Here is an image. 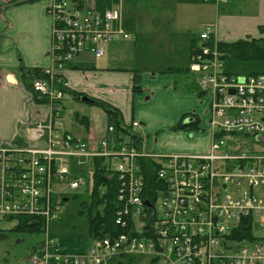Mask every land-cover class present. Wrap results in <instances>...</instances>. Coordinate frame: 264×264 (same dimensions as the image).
<instances>
[{"label":"built area","instance_id":"1","mask_svg":"<svg viewBox=\"0 0 264 264\" xmlns=\"http://www.w3.org/2000/svg\"><path fill=\"white\" fill-rule=\"evenodd\" d=\"M47 12L54 22V66L35 77L33 89L50 106V118L30 128L32 140L40 144L0 146V225L32 217L47 232L32 247L30 263L132 264L141 254L152 257L150 264H264V154L217 153L226 146L222 138L227 135L264 145V73L227 72L217 41L208 45L214 33L208 26L199 35L189 70L200 92L209 95V150L155 156L106 137L92 151L64 130L62 101L69 86L60 70L86 53L102 57L107 45L131 35L121 25L118 8L99 12L95 0H84L82 6L51 0ZM68 158L102 161L120 183L115 222L127 231L96 235L88 250L63 247L48 229L62 207L54 202V185L77 189L86 184L84 176L71 174ZM144 158L159 161L155 193L141 173ZM248 223L254 238H236Z\"/></svg>","mask_w":264,"mask_h":264},{"label":"crops","instance_id":"2","mask_svg":"<svg viewBox=\"0 0 264 264\" xmlns=\"http://www.w3.org/2000/svg\"><path fill=\"white\" fill-rule=\"evenodd\" d=\"M152 1L164 6L160 0ZM50 2L0 0V146L25 141L34 146L40 144L32 140L30 128L50 118V106L31 86L34 81L32 72L54 66V22L47 12ZM106 2L97 10L104 12L118 8L121 25L131 38L107 45L102 57L86 53L60 70L69 86L62 101L61 118L65 132L86 143L90 150H97L106 137H113V132L108 130L110 119L106 111L107 107H112L120 111L122 125L140 122L139 127L133 128L140 136V148L136 147L139 151L155 156L205 151L177 150L176 140L171 143L163 138L159 142L154 134L167 126L170 129L163 131L162 135H170L174 130L178 133L183 127L195 125L193 122L198 126L203 121L199 107L204 104L199 106L193 92L178 91L181 86L184 85L186 90L189 85L188 77L178 78L182 70L190 72L187 68L191 62L192 45L207 25L215 26L214 37L218 41L231 43L264 37L260 30L264 26V0H170L173 7L168 13L159 10L162 12L159 19H170V23L181 20L184 27L173 28L167 41L159 39L165 29H141L134 19L127 22L124 9L127 0H120V6L113 0ZM191 22L198 24L197 28L201 29L198 33H193ZM149 43H153L156 49ZM147 48L155 50L156 57L148 58L144 52ZM125 58H129L128 64L122 61ZM200 94L204 96L203 92ZM82 96L93 99L94 102L86 103L95 106L90 112L75 109L77 123L67 127L65 112L76 107L74 101L85 103L80 99ZM204 106L203 113L207 104ZM207 131L209 148V126ZM191 136L197 137L194 133ZM124 138L126 141L127 137ZM88 160L68 158L71 174L80 175L81 163Z\"/></svg>","mask_w":264,"mask_h":264},{"label":"rangeland","instance_id":"3","mask_svg":"<svg viewBox=\"0 0 264 264\" xmlns=\"http://www.w3.org/2000/svg\"><path fill=\"white\" fill-rule=\"evenodd\" d=\"M69 1L70 3H73L74 0ZM95 1L97 3L96 8L98 9L101 4L107 3V0H102V3H100V0ZM160 1L164 4V6L161 7L156 5L152 0H127L124 5V9L126 11V20L128 23L131 21V19H134V22L137 21L139 23L141 29H165L163 30L164 34L159 37V39L167 41L171 30L177 27H184V24L181 20H175L171 23L170 19L160 20L159 18L162 12H159V10L163 11L164 13H168L173 7L170 0ZM113 2L120 6V0H113ZM197 26L198 24L196 25L193 22L190 23L193 33L195 31L198 33L201 30L199 27L197 28ZM149 45L156 49L153 43H149ZM144 52L147 54L148 58L156 57L154 56L155 50L147 48ZM122 61L128 64L129 58L122 59ZM226 71L241 75L250 74L252 72L264 73V61L255 60L252 62L230 60L226 62ZM181 72L182 75H180L178 79L188 77L187 84L189 85L186 90H184L183 85L178 89V91L181 93L193 92L194 96L199 102V106L203 104L205 105V103L208 104L207 100L209 95L205 94L203 96L200 94V87L198 86L197 79L194 78L195 75L186 71V69L182 70ZM181 82L183 84L185 83L184 81ZM68 98H70V96ZM74 102L77 104L76 107L71 108L72 110L66 111L64 115V121L68 122L67 127L73 123H77L75 109L83 108L82 110L90 112L95 106L94 104L86 102ZM204 105L199 107V113L201 114L203 121H201L198 126L183 127L184 129L179 130L178 133L174 130L171 132L172 134H170L171 137H169L170 135L164 136L161 134L163 131L166 132L168 129H170V127L167 126L164 130H161V132H156L154 136L158 137L159 142L162 141L163 138L165 140L168 139L171 141V143H175L176 140L178 145L177 150H184L185 152H199L201 150L206 151L209 142V134L207 131L209 126V114L206 112L203 113L205 107ZM80 113L83 112L81 111ZM175 125L173 124L172 126L175 127ZM192 133H194L197 137L193 138V136H191ZM222 139L226 146L222 150L217 151L219 154H264V145L256 144L254 138H249L247 136L232 137L227 135ZM75 159L77 158H69V160ZM81 164L83 165H81L79 169L80 174L84 175L86 178L85 185H82L77 189H72L67 185H54V202H61L62 207L60 210H57L55 215L51 217L48 227L51 236L57 239L63 247L72 251H80L84 249L88 250L92 241V236L90 234L89 213L85 205L90 201V189L93 183L95 162L91 158ZM155 174L156 177H158L157 172ZM18 226V219L5 220L0 225V264H31L29 261V256L32 247L42 242L47 236L46 230L44 232H31ZM151 262L152 257L141 254H136L132 260V264H150ZM153 264H156V262ZM157 264L166 263H164L163 260H159Z\"/></svg>","mask_w":264,"mask_h":264},{"label":"trees","instance_id":"4","mask_svg":"<svg viewBox=\"0 0 264 264\" xmlns=\"http://www.w3.org/2000/svg\"><path fill=\"white\" fill-rule=\"evenodd\" d=\"M79 3L80 6L83 5L84 0H74ZM73 1V2H74ZM206 2V1H205ZM208 2V1H207ZM212 27L214 29V33L208 41V45H214L213 43L216 39L214 37L215 34V26L207 25L206 27ZM205 27V28H206ZM260 30L264 32V26L260 27ZM217 49L222 54V58L226 62L230 60H240V61H264V37L261 38H249L242 39L236 42H224L216 40ZM199 35L197 42L192 45V55L194 53V49L200 44ZM191 55V58H192ZM189 70V66L187 68ZM190 71V70H189ZM44 69L37 70L36 72H32V77H37L42 75ZM191 72V71H190ZM194 74L193 72H191ZM250 74H260L257 72H252ZM63 76V75H62ZM33 88V83L31 84ZM35 92V91H34ZM37 93V92H36ZM38 94V93H37ZM41 97V96H40ZM106 111L109 116L110 125L114 126L115 130L112 133V142H124L127 145H134L137 148H140V136L133 131V124L125 126L122 125L120 120V111L107 107ZM180 126V124H178ZM178 126V127H179ZM123 135V136H122ZM127 140L125 141V138ZM78 141V140H76ZM95 169L93 172V183L90 189V201L85 205L88 209L89 220H90V234L92 238L96 235L107 236L111 235V233H121L127 231L123 229L120 225L116 224V210L120 206V201L118 199V189H119V180L116 174L110 176L107 173V169L102 166V161L96 160ZM141 173L143 178L146 181L147 188L150 192H154L156 188L160 186V182L156 177L157 168L159 166V161L153 158H144L140 160ZM18 227L24 228L31 232H40L44 228L42 227L41 221H33L32 217H23L18 219ZM243 231L241 234H237L235 236L232 233L231 237H236L239 239L254 238L253 228L251 224L248 225L243 224L240 227ZM244 237V238H241Z\"/></svg>","mask_w":264,"mask_h":264},{"label":"water","instance_id":"5","mask_svg":"<svg viewBox=\"0 0 264 264\" xmlns=\"http://www.w3.org/2000/svg\"><path fill=\"white\" fill-rule=\"evenodd\" d=\"M80 99L82 100V101H85V102H94L93 101V99H91L90 97H88V96H82V97H80Z\"/></svg>","mask_w":264,"mask_h":264},{"label":"flooded vegetation","instance_id":"6","mask_svg":"<svg viewBox=\"0 0 264 264\" xmlns=\"http://www.w3.org/2000/svg\"><path fill=\"white\" fill-rule=\"evenodd\" d=\"M192 124H195L197 126V124L195 122H193ZM195 125H193V126H195Z\"/></svg>","mask_w":264,"mask_h":264}]
</instances>
